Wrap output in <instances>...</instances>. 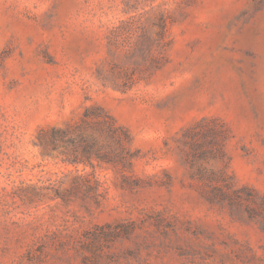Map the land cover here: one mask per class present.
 <instances>
[{"label":"rangeland","instance_id":"1","mask_svg":"<svg viewBox=\"0 0 264 264\" xmlns=\"http://www.w3.org/2000/svg\"><path fill=\"white\" fill-rule=\"evenodd\" d=\"M0 264H264V0H0Z\"/></svg>","mask_w":264,"mask_h":264},{"label":"trees","instance_id":"2","mask_svg":"<svg viewBox=\"0 0 264 264\" xmlns=\"http://www.w3.org/2000/svg\"><path fill=\"white\" fill-rule=\"evenodd\" d=\"M52 139H54V140H55V139H56V138H55V136H53V137H52Z\"/></svg>","mask_w":264,"mask_h":264}]
</instances>
